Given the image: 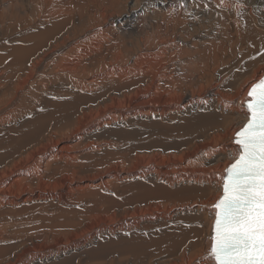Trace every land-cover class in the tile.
Wrapping results in <instances>:
<instances>
[{"label":"bare ground","instance_id":"6f19581e","mask_svg":"<svg viewBox=\"0 0 264 264\" xmlns=\"http://www.w3.org/2000/svg\"><path fill=\"white\" fill-rule=\"evenodd\" d=\"M220 3L0 0V264H210L264 78V0Z\"/></svg>","mask_w":264,"mask_h":264},{"label":"snow or ice","instance_id":"6c2138e0","mask_svg":"<svg viewBox=\"0 0 264 264\" xmlns=\"http://www.w3.org/2000/svg\"><path fill=\"white\" fill-rule=\"evenodd\" d=\"M241 109L235 148L219 174V195L211 206L210 264H264V78L251 85Z\"/></svg>","mask_w":264,"mask_h":264}]
</instances>
